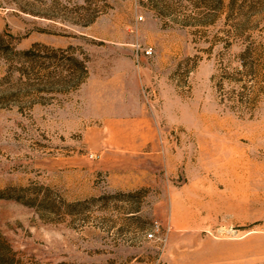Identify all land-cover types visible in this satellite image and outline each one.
Here are the masks:
<instances>
[{
    "label": "rangeland",
    "instance_id": "1",
    "mask_svg": "<svg viewBox=\"0 0 264 264\" xmlns=\"http://www.w3.org/2000/svg\"><path fill=\"white\" fill-rule=\"evenodd\" d=\"M223 3L0 0L66 82L0 104V264H264V0Z\"/></svg>",
    "mask_w": 264,
    "mask_h": 264
},
{
    "label": "trees",
    "instance_id": "2",
    "mask_svg": "<svg viewBox=\"0 0 264 264\" xmlns=\"http://www.w3.org/2000/svg\"><path fill=\"white\" fill-rule=\"evenodd\" d=\"M219 3V7L223 6V0H217ZM236 0H231V6L235 5ZM255 4H257L255 2ZM208 9H212L211 6L205 5ZM210 7V8H209ZM214 9V8H213ZM12 37H9L6 33H0V60H4L6 62H13L15 58L21 59V65L15 69L17 72H19L23 78H26V84L25 86L20 90L16 91L13 88H6L0 90V104L1 102H4L14 95L17 94V92H27L31 90H37L40 92V90H44V88L48 85L51 86H65L66 82L61 79V69L62 65L58 61L56 63L51 64L49 67H47L44 63L41 61V59H35L38 54L42 51V49L46 50H52L56 55L63 52V50L60 49H51L48 46L42 45V44H34L32 48L28 50L19 51L17 47L14 45V43L11 41ZM40 58V57H39ZM57 59V56H55ZM76 62V69H75V87H79L81 84L85 82V80L88 77V66L85 60H77ZM34 63V66L30 65ZM47 69H52L49 75H45L44 72ZM31 70L33 71V84L31 82ZM10 74L14 72L13 68H10L9 70ZM10 77V76H8ZM52 78L54 79V83H48L47 79ZM3 80H0V83ZM62 92V90L60 91Z\"/></svg>",
    "mask_w": 264,
    "mask_h": 264
}]
</instances>
